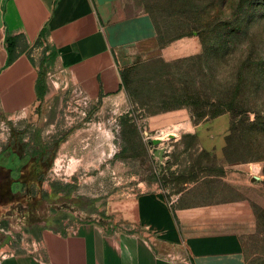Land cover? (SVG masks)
Instances as JSON below:
<instances>
[{
    "label": "rangeland",
    "instance_id": "374dc122",
    "mask_svg": "<svg viewBox=\"0 0 264 264\" xmlns=\"http://www.w3.org/2000/svg\"><path fill=\"white\" fill-rule=\"evenodd\" d=\"M135 4L151 18L162 50L172 42L197 37L202 51L175 60L164 51L140 58L124 69L121 99L91 103L73 93L9 123L6 155L12 141H20L21 154L28 150L23 145L33 150L39 142L51 146L61 142L43 183L35 182L31 192L20 189L24 205L5 209L10 219L5 216L8 225L0 227V239L11 234L16 239L35 223L44 227L60 220L69 228L73 222L106 221L103 215L113 199L154 185L170 201L180 195L190 202L230 198L236 190L227 179L237 167L261 165L264 184V139L262 152H233L228 159L230 114L198 121L187 107L165 109L161 104L186 87L216 97L250 58L245 94L254 111L264 115V0H135ZM219 22L237 29L229 51L220 48L222 30L209 33ZM198 56L202 60L185 61ZM251 117L255 119L254 114ZM166 131L175 134L166 137ZM154 139L162 143L154 145ZM250 194L257 200L256 212L264 214V186L250 187ZM262 218L245 240L247 264H264Z\"/></svg>",
    "mask_w": 264,
    "mask_h": 264
},
{
    "label": "crops",
    "instance_id": "0c3cea01",
    "mask_svg": "<svg viewBox=\"0 0 264 264\" xmlns=\"http://www.w3.org/2000/svg\"><path fill=\"white\" fill-rule=\"evenodd\" d=\"M7 38L13 40L11 62ZM163 51L175 60L199 54L202 45L191 37L162 50L151 18L135 0H0V167L13 162L17 173L40 145L49 146L27 145L23 158L11 159L3 151L9 123L73 93L91 103L121 99L124 69ZM227 181L236 193L222 200L190 202L180 195L170 201L154 185L113 199L103 222L67 228L48 221L16 239L2 235L0 264H247L245 240L257 225L250 187L264 186L261 165L237 167Z\"/></svg>",
    "mask_w": 264,
    "mask_h": 264
},
{
    "label": "trees",
    "instance_id": "16d2710c",
    "mask_svg": "<svg viewBox=\"0 0 264 264\" xmlns=\"http://www.w3.org/2000/svg\"><path fill=\"white\" fill-rule=\"evenodd\" d=\"M235 28L236 27L230 22H219L209 33L214 35L222 30L223 36L220 48L222 47L223 49L224 46L226 50L229 51V46L232 44L233 39H235V32H237ZM5 44L10 54L9 62H11L13 59L11 56L13 40L7 38ZM194 60H202V57L198 56L197 58H191L185 61ZM250 61L251 59L248 58L247 61L241 65V68L233 79V83L230 84L228 89L216 95V97L215 95L207 93V91L202 92L200 89H198V91H191L186 87L185 82H180V86L183 88L186 87V91L182 90V92L172 93L170 96H166L161 102L162 107L165 109L180 107L191 109L193 116L198 121L207 118L216 119L223 115L230 114L233 122L231 134L227 138V147L225 150V155L228 159L229 155L233 152H262L260 140L264 139V115L254 111L245 94V88H247L250 76L247 74V71L250 70L249 67H251ZM122 79L123 87H125L124 71L122 73ZM37 89L39 98L43 99L46 92L45 70L42 71L40 75ZM252 114L255 116L254 120H252ZM243 141L245 144L240 145L243 144ZM60 142L61 141L55 143L53 146L40 145V148L30 156L28 162L20 167L17 175L15 174L16 176L14 175L16 167L13 166V162H11L9 166L0 167V223H8V221H3L4 218H6L5 216H7L5 214L6 212L4 213L5 209L13 208L15 205H24L25 203V200H23L24 197H21V193L18 194L17 186H22L25 190L30 191L35 182L39 184L43 183L45 178L44 175L53 161ZM19 145L20 141L13 143V145H10L9 149H7L10 154L13 155L11 159H13L14 156L20 157L19 159L23 158L22 154L17 149ZM23 146L26 147L25 145ZM26 198L28 200L30 195L28 194ZM256 215L258 223H260L261 220H263L262 215L264 214L256 212ZM7 217L10 219L9 216Z\"/></svg>",
    "mask_w": 264,
    "mask_h": 264
},
{
    "label": "bare ground",
    "instance_id": "6f19581e",
    "mask_svg": "<svg viewBox=\"0 0 264 264\" xmlns=\"http://www.w3.org/2000/svg\"><path fill=\"white\" fill-rule=\"evenodd\" d=\"M180 127L179 126H176V129H179ZM174 129V128H173ZM171 134H175V131H173V132H170V131H166V132H164V136H166V137H168L169 135H171Z\"/></svg>",
    "mask_w": 264,
    "mask_h": 264
},
{
    "label": "water",
    "instance_id": "95a60500",
    "mask_svg": "<svg viewBox=\"0 0 264 264\" xmlns=\"http://www.w3.org/2000/svg\"><path fill=\"white\" fill-rule=\"evenodd\" d=\"M161 143H162V141L160 139H154L152 141V144H154V145H160Z\"/></svg>",
    "mask_w": 264,
    "mask_h": 264
}]
</instances>
